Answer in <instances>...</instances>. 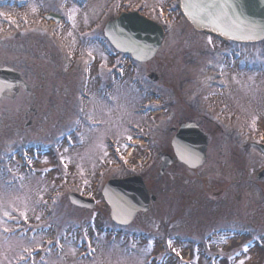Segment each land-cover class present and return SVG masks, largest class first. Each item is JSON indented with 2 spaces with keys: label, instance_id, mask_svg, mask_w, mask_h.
Instances as JSON below:
<instances>
[{
  "label": "rangeland",
  "instance_id": "rangeland-1",
  "mask_svg": "<svg viewBox=\"0 0 264 264\" xmlns=\"http://www.w3.org/2000/svg\"><path fill=\"white\" fill-rule=\"evenodd\" d=\"M171 3L175 4L143 0L140 5L151 18H158V11L169 10L166 15L172 19L157 57L143 67L137 65L143 74L145 69L155 71L160 76L158 84L145 78L149 83L146 90L131 93L111 88L106 91L109 101L102 91L86 97L79 136L53 139L49 128L54 116L46 112L51 109L45 105L36 128L0 137V264H264V224L262 230L257 229V224L264 223L260 212L264 199L256 186H241L264 165V156L249 144L264 142V42H230L199 33L178 9L170 11L174 8ZM70 4L71 0H33L21 12L13 9L11 15L7 7L0 8V24H22L26 31L38 30L58 38L83 66V47L71 44L61 33L99 25L102 11H115L122 4L121 0H88L83 10ZM47 10L64 13L65 29L49 24L42 15ZM75 32L67 35L72 37ZM124 83H128L126 78L119 88ZM180 97L188 103L198 99L204 112L212 109L238 134L240 142L214 133L208 149L210 159L201 171L211 179H231L230 200L241 202L240 209L233 203L227 221L233 227L227 235L191 232V225L198 220L195 215L186 212L183 218H172L176 204L164 213L162 205H169L160 192L151 211L138 215L127 227L113 223L103 199L102 186L109 178L131 173L156 177L157 153L170 147L173 135L168 128L176 125L181 113ZM150 103L165 108L162 111L156 106L145 114L135 111ZM145 136L150 137L148 142ZM109 141L117 142L116 154L110 153ZM223 146L226 151L221 165ZM118 156L120 160L115 159ZM180 171L167 173L159 182L171 178L169 184L181 181L190 187L194 177ZM70 191L94 198L95 207L71 205L67 199ZM4 211L10 217H5ZM21 212L27 213V221ZM187 219L193 222L187 223ZM251 222L254 227L247 225ZM197 238L198 245L194 244ZM24 247L29 248L34 261L29 262Z\"/></svg>",
  "mask_w": 264,
  "mask_h": 264
},
{
  "label": "flooded vegetation",
  "instance_id": "flooded-vegetation-1",
  "mask_svg": "<svg viewBox=\"0 0 264 264\" xmlns=\"http://www.w3.org/2000/svg\"><path fill=\"white\" fill-rule=\"evenodd\" d=\"M31 1L33 0H25V3L15 7V11L21 12L26 6L30 5ZM87 2L88 0H82L81 5L78 6L71 1L70 5L76 10H83ZM171 2L175 4L171 3L170 7L174 8L170 11L176 10L177 6L179 8L178 0H171ZM136 3L137 1L135 2V0L133 2L121 0V8L115 11L113 9V11H102L101 16L98 18L100 20L99 25H87L85 30L79 29L77 32L72 30L71 33L75 32L72 37L67 35L70 32L67 34L66 32L61 33L63 37L70 40L71 44H81L83 47V66L77 62L74 55L70 54L68 46L61 43L58 38H53L51 35H46L38 30L26 31L21 27L22 24L19 26L14 23L4 26L0 24L2 28L0 31V68L8 67L13 69L19 73L23 81H19L16 85V91H6L0 97V137L11 136L21 131L30 132L31 129L36 128L42 114V106L45 105L51 109H47L46 112L52 113V116H54L49 128L50 135L51 132L53 134V139H58V137L67 139L68 137L72 138L73 135L79 136L83 131L84 101L86 97L101 91L106 94V91L111 88L127 89L131 93L135 89L146 90V84L149 83H145V78L149 79L152 85L158 84L160 76L155 71L151 70L149 73L145 69L146 73L143 74L138 70L137 65L143 67L150 63L157 57L164 45L168 26L172 20L166 15L169 10L159 12L158 18H152L163 27L165 36L157 54L147 61H137L131 53L119 51L111 43L105 31L106 24L119 16L121 12L138 10L145 15L143 7L139 6L136 8ZM50 11L47 10L42 13L44 17L48 14L56 16H51L52 18L50 19L47 18L49 24L59 25L60 28L65 29L67 19L64 13H53ZM13 17L18 18L15 14ZM98 54H100L101 60H99ZM152 72L156 75H151ZM124 78L128 80V83H124L125 86L119 88L120 81ZM88 86L97 87L99 91L92 92L93 89ZM3 100L8 102L3 103ZM105 100H110L108 94L105 95ZM178 101L181 113L177 116L176 125L168 128L173 135L170 147L164 150L160 149L161 152L158 151L157 153V174L162 166V157L164 155L172 156V161L166 165L161 176L156 175L155 178L151 179V176L149 178L146 173H140L151 196H156L155 200L151 199L149 210L146 212H150L154 204L157 203V192H160L162 200L169 205H162L164 213L176 204L178 209L175 208L176 213L171 215L172 218H183L182 216L186 212H191L192 215H195L196 220H198L191 225L194 226L191 232L198 233L201 231L211 235V237L213 236L212 234L227 235L232 232L231 229L233 227L232 224L227 222L230 219L233 203L234 206L238 207L241 202L239 200L235 202L230 200V192L232 191V188H230L231 179H211L201 174V171L204 170L205 165L208 163L207 161L210 159L208 149L209 143L214 137L213 134L228 135L231 141L240 142L238 134L236 133L235 135L233 130L228 129L230 125L222 123L221 116L215 114L212 109L204 112L198 99L196 102L188 103L186 99L180 97ZM156 106H161L162 111L165 108L164 104L156 103L154 105L150 103V105L141 106L139 110L137 108V111L140 114H145L153 111ZM49 114H47L48 117H50ZM191 123L207 139L205 160L197 167H191L179 160L172 145V140L178 130ZM171 128H174V130H171ZM195 132L197 130L190 129L187 133L194 136ZM149 138L145 136L146 142H148ZM190 143L191 140L189 139L188 144ZM251 143H249L250 146L258 150L260 156H264V152ZM225 151L223 146L219 158L221 165L224 163ZM245 154H247L246 150L244 151V158L246 159L247 155ZM116 160H120V156ZM178 169H181L178 173L183 175L190 173L194 177V183L190 187L185 186L181 181L177 184H169L171 178H168L166 182H159L167 173L171 172L173 174L175 173L173 171ZM263 169L264 165L253 175V179H246L243 184L241 183V186L246 184L256 186L261 191V199H264V174L261 175L263 177L261 179H257V176ZM185 175L188 176L187 174ZM236 211L238 212V210ZM146 212H138L137 216ZM260 212L262 217H264V210H260ZM191 222H193L191 219H187V223ZM263 224V222L257 224V229L262 230ZM247 225L254 227L252 222ZM167 226L168 224H166V229ZM194 244H199L198 238L194 240Z\"/></svg>",
  "mask_w": 264,
  "mask_h": 264
},
{
  "label": "water",
  "instance_id": "water-1",
  "mask_svg": "<svg viewBox=\"0 0 264 264\" xmlns=\"http://www.w3.org/2000/svg\"><path fill=\"white\" fill-rule=\"evenodd\" d=\"M242 11L250 20L264 25V0H240ZM181 10L185 18L190 21L195 29L210 32L227 39L240 42H255L264 39V34L255 40H238L226 34V29L217 26L205 17L197 14L195 9L185 7V0H179ZM105 31L113 45L120 51L130 52L136 60L144 61L150 59L161 44L162 28L139 13L122 14L119 18L107 24ZM10 73V72H9ZM16 76L8 74L6 69L0 70V95L4 90H10L16 86ZM154 75V74H152ZM16 79V80H15ZM197 130L195 135H188V131ZM174 130V128H171ZM189 139L191 143L188 144ZM172 145L179 160L191 167L201 165L206 157L207 139L198 131L194 124H186L175 134ZM172 161V156L162 157V166L159 175L163 173L166 165ZM264 174L262 170L257 179ZM103 197L110 206V216L118 224L127 225L135 218L137 212L148 210L151 196L140 175H131L123 178L109 179L102 190ZM154 198V196H152ZM69 201L77 206L93 208L95 201L85 198L78 193L72 192L68 196Z\"/></svg>",
  "mask_w": 264,
  "mask_h": 264
},
{
  "label": "snow or ice",
  "instance_id": "snow-or-ice-1",
  "mask_svg": "<svg viewBox=\"0 0 264 264\" xmlns=\"http://www.w3.org/2000/svg\"><path fill=\"white\" fill-rule=\"evenodd\" d=\"M185 7L195 9L198 15L207 18L217 26L222 25L226 29V34L232 36L233 39L255 40L258 36L264 34V25L257 24L254 20L248 19L241 10L242 3L240 0H185ZM88 118L91 119L92 117L89 116ZM128 139H131V137H128ZM8 171H11V169ZM12 187V183L8 182L7 188L11 189ZM3 215L10 217V213L7 211H4ZM20 215L27 221L26 212H21ZM4 231L8 232L9 229L5 227ZM169 246H171V241H169ZM89 247L91 246L89 245ZM244 250L247 251V246ZM23 252L28 254L27 259L29 262L34 261V257H32V253L28 247H24ZM20 259L25 260L26 257L20 256Z\"/></svg>",
  "mask_w": 264,
  "mask_h": 264
}]
</instances>
